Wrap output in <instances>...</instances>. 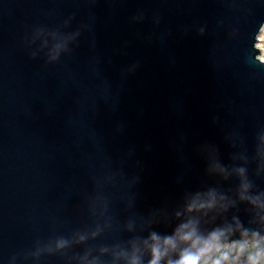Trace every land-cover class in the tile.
<instances>
[{"label":"water","instance_id":"water-1","mask_svg":"<svg viewBox=\"0 0 264 264\" xmlns=\"http://www.w3.org/2000/svg\"><path fill=\"white\" fill-rule=\"evenodd\" d=\"M264 0H0V264H191L264 235Z\"/></svg>","mask_w":264,"mask_h":264},{"label":"rangeland","instance_id":"rangeland-1","mask_svg":"<svg viewBox=\"0 0 264 264\" xmlns=\"http://www.w3.org/2000/svg\"><path fill=\"white\" fill-rule=\"evenodd\" d=\"M258 47L262 49L260 57L264 60V38ZM256 238L258 237L245 241L246 244L237 248H217L211 254H196L192 264H264V238Z\"/></svg>","mask_w":264,"mask_h":264},{"label":"bare ground","instance_id":"bare-ground-1","mask_svg":"<svg viewBox=\"0 0 264 264\" xmlns=\"http://www.w3.org/2000/svg\"><path fill=\"white\" fill-rule=\"evenodd\" d=\"M263 38H264V26H263V28L261 29V31H260V34H259V36H258V44H257V47L260 45V42L263 40ZM260 48V47H259ZM261 49V48H260ZM262 50V49H261ZM253 238V237H252ZM261 238V237H260ZM259 237L258 238H256V239H260ZM251 239V238H250ZM263 239V238H262ZM249 240V239H248ZM243 244H246V242L245 243H243ZM219 247V245H212V246H210L208 249H206V252L205 251H202V252H205L206 254H211V253H214V252H216V249ZM202 252H200L201 254H202ZM199 254V253H198Z\"/></svg>","mask_w":264,"mask_h":264}]
</instances>
